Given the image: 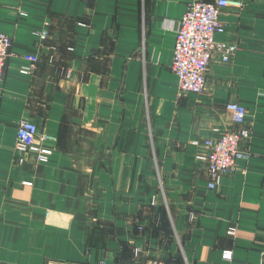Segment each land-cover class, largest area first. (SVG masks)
I'll return each instance as SVG.
<instances>
[{
    "label": "crops",
    "instance_id": "crops-1",
    "mask_svg": "<svg viewBox=\"0 0 264 264\" xmlns=\"http://www.w3.org/2000/svg\"><path fill=\"white\" fill-rule=\"evenodd\" d=\"M188 1L0 0L13 41L0 82V264H264V0L222 11L217 41L238 50L228 63L214 53L202 95L180 91L172 70ZM26 54L39 57L29 74ZM232 102L248 110L250 157L210 188L197 155L237 128ZM22 120L49 136L50 162H18Z\"/></svg>",
    "mask_w": 264,
    "mask_h": 264
},
{
    "label": "built area",
    "instance_id": "built-area-1",
    "mask_svg": "<svg viewBox=\"0 0 264 264\" xmlns=\"http://www.w3.org/2000/svg\"><path fill=\"white\" fill-rule=\"evenodd\" d=\"M232 6H243L238 0H189L187 8L182 15L176 31L174 58L172 70L178 76L179 89L202 95L207 87V72L213 55L219 52L221 61L228 63L238 50V43L234 41H217V35L225 31V23L221 21L222 11ZM27 15L26 12H22ZM43 38L49 36L48 30L40 32ZM13 46L12 38L6 32L0 30V82L4 77L7 59ZM25 64L21 72L29 74L32 65L39 60L36 54H26ZM232 113L233 123L236 129L226 130L217 137L206 139L202 144L206 150L197 155L207 165L210 181L208 186H216L222 176L234 171L239 161H247L250 153L247 149L251 138V129L247 125L248 110L237 102L227 105ZM216 129V132H219ZM48 135L39 132L38 125L30 120H22L18 125L16 149L18 162L25 163L33 157L35 163L46 164L50 162L53 149L45 145ZM193 144H200L198 139ZM25 185H32L31 181H25ZM191 214V218L194 217ZM236 228H230V234L234 235ZM224 259L232 260L233 250L224 252ZM139 264H170L161 259H150Z\"/></svg>",
    "mask_w": 264,
    "mask_h": 264
}]
</instances>
